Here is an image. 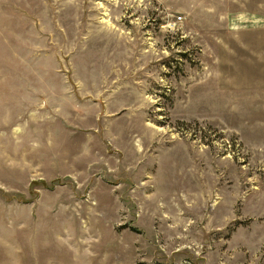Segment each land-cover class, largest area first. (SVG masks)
I'll use <instances>...</instances> for the list:
<instances>
[{
	"label": "rangeland",
	"instance_id": "1",
	"mask_svg": "<svg viewBox=\"0 0 264 264\" xmlns=\"http://www.w3.org/2000/svg\"><path fill=\"white\" fill-rule=\"evenodd\" d=\"M0 264H264V0H0Z\"/></svg>",
	"mask_w": 264,
	"mask_h": 264
}]
</instances>
